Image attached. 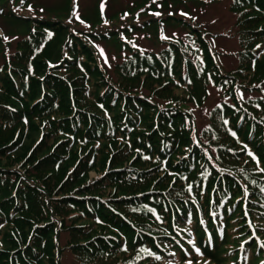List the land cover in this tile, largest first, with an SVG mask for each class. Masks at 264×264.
I'll return each mask as SVG.
<instances>
[{
    "label": "trees",
    "instance_id": "1",
    "mask_svg": "<svg viewBox=\"0 0 264 264\" xmlns=\"http://www.w3.org/2000/svg\"><path fill=\"white\" fill-rule=\"evenodd\" d=\"M229 9L228 71L203 24L172 11L130 27L165 18L185 33L129 43L112 71L89 40L118 25L13 12L28 31L0 61V264L264 262V0Z\"/></svg>",
    "mask_w": 264,
    "mask_h": 264
},
{
    "label": "rangeland",
    "instance_id": "2",
    "mask_svg": "<svg viewBox=\"0 0 264 264\" xmlns=\"http://www.w3.org/2000/svg\"><path fill=\"white\" fill-rule=\"evenodd\" d=\"M150 0H0L2 6L11 13L17 15H49L58 16L62 19L74 22L76 25L89 28H110L112 24L118 25L115 36L117 39L107 40L91 39L89 43L96 52L98 60L106 69L112 71L114 62L123 56L127 45H139L142 49L157 50L161 46L160 38H168L171 33H185L187 27L173 19H158L157 21L139 26L130 27V22L141 20L145 17L162 18L166 12L184 17L190 22H201L202 28L207 30L210 47L217 51L216 62L224 71L235 66L236 58L234 52L238 50L237 36L228 30L234 22L235 13L229 9L230 0H164L156 2L149 9L145 5ZM5 2L8 5H5ZM168 2V5L166 6ZM172 2V3H170ZM175 5V8L172 5ZM167 10V11H166ZM4 11V10H3ZM16 14L0 13V61L5 52L12 51L8 46H14L13 40L24 34L27 25L24 20L16 18ZM124 19V20H122ZM129 27L130 30H122L121 27ZM229 26V27H228ZM11 42V44H10ZM124 47V48H123ZM147 50V49H146ZM214 89V84L211 85ZM215 97L207 100L204 104L196 106L194 113L199 125L205 121L207 114L217 99ZM214 97V99H213ZM235 148L234 146H231ZM90 175L95 171L90 170ZM261 246L259 251L264 254V240L256 238ZM227 249V248H226ZM233 246H228V251H233ZM257 255V254H256ZM213 264L209 259H195L193 261H178L174 264ZM226 262V261H225ZM64 264H73L72 258L66 255ZM259 264H264L260 262Z\"/></svg>",
    "mask_w": 264,
    "mask_h": 264
},
{
    "label": "snow or ice",
    "instance_id": "3",
    "mask_svg": "<svg viewBox=\"0 0 264 264\" xmlns=\"http://www.w3.org/2000/svg\"><path fill=\"white\" fill-rule=\"evenodd\" d=\"M233 135H235V133H233ZM262 171H264V169H262ZM189 264H191V262H189Z\"/></svg>",
    "mask_w": 264,
    "mask_h": 264
}]
</instances>
